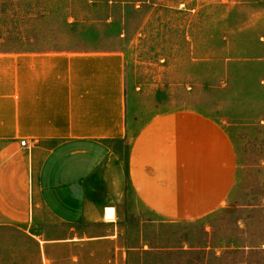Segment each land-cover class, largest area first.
<instances>
[{"label": "crops", "instance_id": "crops-1", "mask_svg": "<svg viewBox=\"0 0 264 264\" xmlns=\"http://www.w3.org/2000/svg\"><path fill=\"white\" fill-rule=\"evenodd\" d=\"M153 87L123 48L0 51V264H129L160 248L142 226L129 243L128 199L169 222L223 207L237 165L227 127L160 108Z\"/></svg>", "mask_w": 264, "mask_h": 264}, {"label": "rangeland", "instance_id": "rangeland-1", "mask_svg": "<svg viewBox=\"0 0 264 264\" xmlns=\"http://www.w3.org/2000/svg\"><path fill=\"white\" fill-rule=\"evenodd\" d=\"M47 46L127 49L132 79L157 86L160 108L223 121L233 141L221 209L169 222L127 200L129 243L142 226L160 248L129 264H264V0H0V51Z\"/></svg>", "mask_w": 264, "mask_h": 264}, {"label": "built area", "instance_id": "built-area-1", "mask_svg": "<svg viewBox=\"0 0 264 264\" xmlns=\"http://www.w3.org/2000/svg\"><path fill=\"white\" fill-rule=\"evenodd\" d=\"M20 144H21V145H24V144H25V140H21V141H20Z\"/></svg>", "mask_w": 264, "mask_h": 264}]
</instances>
